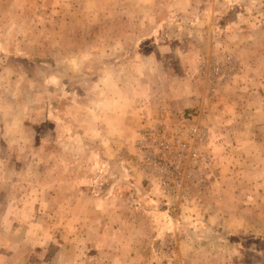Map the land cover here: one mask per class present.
<instances>
[{"label": "rangeland", "instance_id": "rangeland-1", "mask_svg": "<svg viewBox=\"0 0 264 264\" xmlns=\"http://www.w3.org/2000/svg\"><path fill=\"white\" fill-rule=\"evenodd\" d=\"M182 112L176 203L134 141ZM0 264H264V0H0Z\"/></svg>", "mask_w": 264, "mask_h": 264}, {"label": "built area", "instance_id": "built-area-1", "mask_svg": "<svg viewBox=\"0 0 264 264\" xmlns=\"http://www.w3.org/2000/svg\"><path fill=\"white\" fill-rule=\"evenodd\" d=\"M166 114L142 118L134 147L163 198L185 203L211 164L208 131L196 114L182 112L176 120Z\"/></svg>", "mask_w": 264, "mask_h": 264}]
</instances>
